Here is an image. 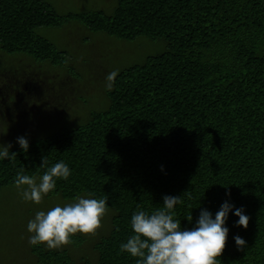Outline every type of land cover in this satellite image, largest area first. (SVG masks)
I'll return each mask as SVG.
<instances>
[{
    "label": "trees",
    "instance_id": "trees-1",
    "mask_svg": "<svg viewBox=\"0 0 264 264\" xmlns=\"http://www.w3.org/2000/svg\"><path fill=\"white\" fill-rule=\"evenodd\" d=\"M72 24L166 48L117 70L105 108L29 141L27 153L9 149L17 154L0 161V190L15 185L21 168L36 177L67 163L71 175L49 194L107 198L110 222L94 243L96 264H136L119 247L132 234L131 215L162 207L165 194L181 196V227L230 199L249 223L235 226L229 213L219 264H264V0H115L109 10L64 12L51 0H0V52L61 67L68 48L39 29ZM30 247L40 264H73L66 250Z\"/></svg>",
    "mask_w": 264,
    "mask_h": 264
},
{
    "label": "rangeland",
    "instance_id": "rangeland-1",
    "mask_svg": "<svg viewBox=\"0 0 264 264\" xmlns=\"http://www.w3.org/2000/svg\"><path fill=\"white\" fill-rule=\"evenodd\" d=\"M62 12L67 8L99 6L111 9L115 0H51ZM40 32L66 46V63L55 66L25 55L0 52V143L19 146L18 136L29 141L61 128L72 127L89 113L107 105L106 77L124 66L142 62L147 55L163 51V41L144 37L129 43L98 35L72 24L67 28L41 27ZM38 181L39 176L35 177ZM26 187V186H22ZM67 200L46 194L39 204L25 201L21 189L10 185L0 190V264H40L28 243L27 222L38 210L47 211ZM110 213H106L94 233L77 232L74 240L58 250H66L73 264H96L95 241L107 232ZM76 238L78 240H76ZM46 247V246H45Z\"/></svg>",
    "mask_w": 264,
    "mask_h": 264
},
{
    "label": "clouds",
    "instance_id": "clouds-1",
    "mask_svg": "<svg viewBox=\"0 0 264 264\" xmlns=\"http://www.w3.org/2000/svg\"><path fill=\"white\" fill-rule=\"evenodd\" d=\"M115 75V72L107 75L108 89L112 87ZM16 141L20 150L27 153L29 140L21 135ZM11 147V142L0 143V161L14 158L17 153L10 152ZM40 165L46 166L47 160L42 159ZM70 175L69 165L60 160L48 166L38 181L25 174L23 168L19 169L14 184L21 189L23 200L39 204L44 195L55 189L57 179L67 180ZM226 196L230 197V192H226ZM162 199V207L150 212L139 209L131 215L132 234L119 247L121 252L137 258L136 264H219L217 257L225 247L229 232L226 224L229 213L238 217L235 226L248 227L249 216L243 206L236 207L230 199L222 202L215 214L201 208L191 227H181V220L175 218V207L182 203L180 195L165 194ZM106 209V197L98 199L87 194L77 196L70 203H57L47 211L38 210L27 222L28 243L59 248L69 243L72 234L94 233ZM186 218L189 222L193 220L192 214ZM233 239L238 248L246 244L238 234Z\"/></svg>",
    "mask_w": 264,
    "mask_h": 264
}]
</instances>
